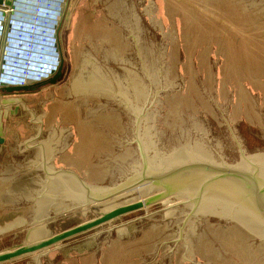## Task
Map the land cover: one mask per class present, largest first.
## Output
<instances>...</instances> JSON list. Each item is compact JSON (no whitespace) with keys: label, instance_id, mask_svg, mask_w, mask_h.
Segmentation results:
<instances>
[{"label":"water","instance_id":"1","mask_svg":"<svg viewBox=\"0 0 264 264\" xmlns=\"http://www.w3.org/2000/svg\"><path fill=\"white\" fill-rule=\"evenodd\" d=\"M63 40L66 99L5 183L56 231L0 263L264 264V0H72Z\"/></svg>","mask_w":264,"mask_h":264},{"label":"rangeland","instance_id":"2","mask_svg":"<svg viewBox=\"0 0 264 264\" xmlns=\"http://www.w3.org/2000/svg\"><path fill=\"white\" fill-rule=\"evenodd\" d=\"M72 0H66L64 11L61 15L59 29H61L62 43L63 31L70 12ZM65 47V46H64ZM71 63L64 61L62 71H60L61 78L59 83L64 84V89L56 90L54 92H47L41 98H36V101L31 98H26L31 103L37 102V109L29 110L25 105L17 106L15 101L11 98L10 113L6 121H27V127L21 125L11 126V130L15 129V133H20L21 137L17 142L16 148L18 150L27 149V153L31 156L40 147L49 128L51 127L55 117L57 116L62 104L64 103L71 83L75 75L76 54L71 56ZM60 61L61 57H60ZM61 65V63H60ZM18 95V94H16ZM41 95V94H40ZM34 100V101H33ZM30 103V104H31ZM48 104V105H47ZM50 105V107H49ZM34 106V105H33ZM23 107V109H22ZM29 146H32L31 148ZM30 148V149H29ZM20 154V157L12 154L11 170L19 169L23 166L30 157ZM14 206L19 211L24 212V217L19 220H24L19 227L11 229L7 232L5 237H0V251L10 248L21 243H32L44 239L55 234L56 231V214L53 208L43 203H26L19 199L12 201ZM14 225V224H13ZM54 246L47 249L30 253L13 260L1 262V264H53Z\"/></svg>","mask_w":264,"mask_h":264},{"label":"built area","instance_id":"3","mask_svg":"<svg viewBox=\"0 0 264 264\" xmlns=\"http://www.w3.org/2000/svg\"><path fill=\"white\" fill-rule=\"evenodd\" d=\"M65 3L66 0H10L7 4L1 0L0 88L42 81L57 71L61 62L57 28ZM30 60L47 61L49 65Z\"/></svg>","mask_w":264,"mask_h":264},{"label":"crops","instance_id":"4","mask_svg":"<svg viewBox=\"0 0 264 264\" xmlns=\"http://www.w3.org/2000/svg\"><path fill=\"white\" fill-rule=\"evenodd\" d=\"M59 25L57 28V46L62 60L60 68V71H62L61 69L63 67L64 61L71 63L72 58L67 57L65 54V47L62 43V32L61 29H59ZM60 74L61 73L59 72V76L56 78L54 83H51L52 77H50L48 79L24 86H4L0 88V237H5L7 232H9L11 229L19 227L20 223L24 221L21 219L19 220V218L25 216L24 212L19 211L20 209L17 207L12 208L14 206L12 201L17 199L9 195L6 191L5 183L7 177L17 170H11V160L13 159L12 154L17 155L16 157L18 158L20 157V154H26L24 156L31 157V155L27 153L26 148L21 150L16 148L21 134L15 133V129L13 131L11 130V126L14 127V125H18L19 128L22 125L26 128L27 121H9V119L6 121V118L10 116L9 113L11 98L13 97L12 99L15 101L18 107L25 105L29 110L37 109V102H29L28 105V100L26 98H31L36 101V98L40 96L42 97L47 92L52 93L56 90H61L62 88L64 89V84L59 83L60 81H58V79L61 78ZM29 147L31 148L32 146Z\"/></svg>","mask_w":264,"mask_h":264},{"label":"clouds","instance_id":"5","mask_svg":"<svg viewBox=\"0 0 264 264\" xmlns=\"http://www.w3.org/2000/svg\"><path fill=\"white\" fill-rule=\"evenodd\" d=\"M31 62H37V63H39L37 60H34V61H32V60H30ZM39 64H43V65H45V66H48L49 65V63L47 62V61H43V62H40ZM45 68V67H44ZM32 69V68H31ZM38 69H36V71H37Z\"/></svg>","mask_w":264,"mask_h":264},{"label":"flooded vegetation","instance_id":"6","mask_svg":"<svg viewBox=\"0 0 264 264\" xmlns=\"http://www.w3.org/2000/svg\"><path fill=\"white\" fill-rule=\"evenodd\" d=\"M61 63V62H60Z\"/></svg>","mask_w":264,"mask_h":264}]
</instances>
